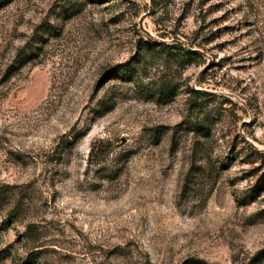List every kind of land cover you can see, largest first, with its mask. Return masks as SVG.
I'll return each mask as SVG.
<instances>
[{"label": "rangeland", "instance_id": "374dc122", "mask_svg": "<svg viewBox=\"0 0 264 264\" xmlns=\"http://www.w3.org/2000/svg\"><path fill=\"white\" fill-rule=\"evenodd\" d=\"M0 190V264H264V0H0Z\"/></svg>", "mask_w": 264, "mask_h": 264}, {"label": "trees", "instance_id": "16d2710c", "mask_svg": "<svg viewBox=\"0 0 264 264\" xmlns=\"http://www.w3.org/2000/svg\"><path fill=\"white\" fill-rule=\"evenodd\" d=\"M147 52L148 51H152V50H157L159 49V51H165V50H169L170 49V46L168 44H157L156 42L152 41L151 39L150 40H147L145 41V44H144ZM182 47V46H181ZM186 51V53H190L191 51L186 49V48H182ZM136 75L135 71H134V68L133 66H130L129 64H121L119 66V68L115 71V77H119V78H123V79H127V80H130V79H133V77ZM195 94L196 93H199L198 91H193ZM199 127V125H196V127ZM197 129V128H196ZM0 195H2V191L0 190ZM258 194V192H256L255 196L256 197ZM261 263H264V255L261 256V258H259ZM258 259V260H259ZM197 264H206L204 261H201V262H197Z\"/></svg>", "mask_w": 264, "mask_h": 264}]
</instances>
